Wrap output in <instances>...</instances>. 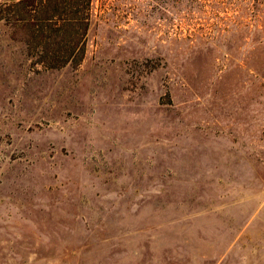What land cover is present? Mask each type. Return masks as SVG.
Returning a JSON list of instances; mask_svg holds the SVG:
<instances>
[{
	"label": "rangeland",
	"instance_id": "obj_1",
	"mask_svg": "<svg viewBox=\"0 0 264 264\" xmlns=\"http://www.w3.org/2000/svg\"><path fill=\"white\" fill-rule=\"evenodd\" d=\"M91 14L58 70L0 21V264H264V0Z\"/></svg>",
	"mask_w": 264,
	"mask_h": 264
},
{
	"label": "trees",
	"instance_id": "obj_2",
	"mask_svg": "<svg viewBox=\"0 0 264 264\" xmlns=\"http://www.w3.org/2000/svg\"><path fill=\"white\" fill-rule=\"evenodd\" d=\"M91 10L92 0H19L0 4V21L15 18L27 45L40 56L36 64L58 70L81 64Z\"/></svg>",
	"mask_w": 264,
	"mask_h": 264
},
{
	"label": "crops",
	"instance_id": "obj_3",
	"mask_svg": "<svg viewBox=\"0 0 264 264\" xmlns=\"http://www.w3.org/2000/svg\"><path fill=\"white\" fill-rule=\"evenodd\" d=\"M9 1H12V0H0V2H9ZM15 1H18V0H15Z\"/></svg>",
	"mask_w": 264,
	"mask_h": 264
}]
</instances>
